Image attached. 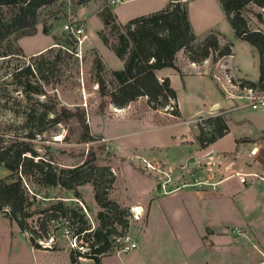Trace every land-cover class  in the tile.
<instances>
[{
  "label": "rangeland",
  "instance_id": "obj_1",
  "mask_svg": "<svg viewBox=\"0 0 264 264\" xmlns=\"http://www.w3.org/2000/svg\"><path fill=\"white\" fill-rule=\"evenodd\" d=\"M114 3L115 0H88L82 6H73L72 0H58L52 6L39 10V18L35 26L36 33L33 36L22 37L19 41V46L25 52H33L44 46L51 39V35H56L58 40L55 43L62 45L64 39L63 26H78L82 29L85 38L82 40L81 45L75 44L73 49L71 47L67 48L73 54L59 50L55 46L52 48V52L45 54L44 58L40 60L33 61L30 58L32 56L27 57L24 54L22 57L17 58L0 57V82L4 83L8 80L9 73L14 69L28 66L32 71L35 69L36 63L49 62L55 54L59 55V61L54 66L53 74L43 73L47 77V81H50L48 84H43L42 81L37 79L39 77L38 73L34 78L24 75L21 81L31 88L39 86V89L51 98V103L56 109L63 106L71 112L75 109L82 111L84 122L89 127V133L95 139L93 141L84 140L77 123L74 119H70L47 132L42 137V141L36 139V152L43 159H50L58 167L67 169L74 167L79 169L88 168L89 166L84 161L88 155L92 154L94 157L93 167L97 169L106 168V171L91 170V183L78 185L74 191L62 190L59 187L33 185H28L27 189L35 194V201L39 202V207H46L52 197L62 201L64 205L73 208L79 207L90 228L93 229L98 224L96 215L101 210L94 202V188L92 185H98L99 192L103 187H106L104 181L108 177H113V183L106 190L107 199L115 203L120 211H123L119 212L117 216L112 215L111 212L109 214L105 213L106 229L113 230V233L108 237L113 251L117 248L114 239L119 237L122 232V228L116 220L126 221L123 234L128 237L140 232L144 224L145 212L141 208L140 202L136 203L134 200L148 201L152 199L154 192L158 193L155 186H157V177L160 175L154 177L153 174L151 175L146 170L139 168L136 157L160 168L170 177H177L179 180L172 182L173 186L171 185L169 189L175 188L181 182L191 184L194 180L189 176V172H196L198 169L179 170L183 166V160L189 156L190 151H193L195 146L193 143H188V133L185 130L188 127L190 131L197 134V126H201L202 119H204L202 117L209 112L211 107L218 105L220 108H227L228 103L233 106L231 99H227V95L233 89L225 85L227 92H223L211 75L222 76L226 73L231 76V85L237 86L236 93L242 95H244V91L237 83L244 80L252 82L257 80L256 55L245 42L234 38L217 0H196L190 2L186 7L188 23L193 35L199 40L209 33H217L226 42H229L232 52L229 65L227 66V63H225L226 58H222L214 64L207 59L201 64L193 63L194 66H191V63L184 57L183 52L179 50L175 53V61L177 66L188 74L175 75L170 79V86L176 96L175 103L171 102L166 108L160 110H152L150 105H147L146 99L139 97L122 108L121 112L118 110L113 111L112 105H105L100 110V100L94 84L92 60L94 56L100 58L105 72L102 75H105L106 79H108L110 71L121 68L123 61V56H114L110 49L115 43L110 26L112 23L124 24L133 18L160 10L165 5L166 0H118L117 3ZM248 9L253 12L261 11L259 9L255 10L256 8L252 6ZM107 15H109L108 25L104 26L103 19ZM245 17L250 28L257 26L251 15L245 13ZM42 29H47V33L42 34ZM101 36L107 39L108 47L102 44ZM1 51L2 44H0V53ZM3 86L7 91H12V93L10 92L11 97L21 101L23 109L25 108L24 113L29 110L32 111V116L27 118V124L35 123L34 113L39 107L34 101L30 99L23 101L18 87L11 88L4 84ZM233 96L235 97L236 94L233 93ZM34 99L39 102L44 101L42 96L34 97ZM244 102L241 99L238 103L242 104ZM173 111H179L180 116H172L171 112ZM247 111L255 113L250 109L245 112ZM217 112L214 116L220 115ZM11 121L15 120L8 114L0 115V124L10 123ZM179 122L181 123L178 124ZM184 122L187 123V126ZM206 130L207 128L203 127V131ZM1 131H3V128H1ZM100 133L103 134L106 140ZM178 136L179 140L177 139ZM225 140L228 141V138H225ZM181 141L186 142L181 143ZM109 144L114 149L116 146L124 147V154L128 156H116L108 147ZM147 152H150L149 156L154 153L153 156L156 160L165 162L167 165L150 160L147 158ZM203 165L206 164H199V168ZM7 175L8 173L0 166V180L5 179ZM203 184V186H206L204 182ZM193 187L195 188V186ZM187 188L189 187L187 186ZM188 190H191V188ZM172 197L176 196L157 197L153 201H174L175 199ZM158 204L160 205V202ZM134 207H140L141 209V216L137 221H134L129 215V210ZM54 225L57 229L53 234V241L50 238L47 242H39L41 247L50 246L54 243L56 249L76 252H86L88 250L86 245L82 243V235L76 238L72 229L65 227L63 223ZM3 230L4 222L3 218L0 217V236ZM235 235H239L238 231L235 232ZM241 238H243L242 235ZM137 241H135L136 244ZM136 246L135 250L124 254V259H131L135 251L140 252L138 245ZM26 257L27 254L22 251L21 259L13 257L10 264H34L31 258L27 259ZM141 257L144 261H147V255L142 254ZM6 258L7 254L4 253L3 249H0V264L6 261ZM237 264L248 263L241 262Z\"/></svg>",
  "mask_w": 264,
  "mask_h": 264
},
{
  "label": "trees",
  "instance_id": "obj_2",
  "mask_svg": "<svg viewBox=\"0 0 264 264\" xmlns=\"http://www.w3.org/2000/svg\"><path fill=\"white\" fill-rule=\"evenodd\" d=\"M57 1L0 0V44H2L0 57H22L23 53L17 41L22 37L33 36L36 33L39 10L50 7ZM189 1L192 0H168L158 11L133 18L124 24L112 23L110 30L115 43L110 49L115 56L124 57L122 68L110 71L108 79L102 75L105 72L100 58L94 56L92 60L100 110L105 105H112L113 111L121 112L122 108L139 97L145 98L152 110H160L171 102L175 103V93L168 79L157 80L155 72L163 68H171L180 74L175 65V53L179 50L190 63L195 64H201L207 59L214 64L231 55V44L226 41L220 44L221 37L217 33H209L202 39H196L187 18L186 6ZM86 2L88 0H72L73 6H82ZM217 2L234 38L252 47L257 56L256 82L240 81L238 86L261 90L264 87V21L260 13L248 8L252 6L263 9L264 0H217ZM245 13L254 18L256 27H249ZM108 17L109 15L103 19L104 26L108 25ZM46 33L47 29H42V34ZM63 38V44L58 45L55 43L58 37L52 35L54 46L30 57L31 60L43 59L55 46L59 50L73 54L67 48L73 49L75 40L68 34H63ZM100 40L104 46H109L105 37L101 36ZM58 61L59 55L55 54L49 62L36 63L32 71L28 66L14 69L9 73L7 81L0 82V115L8 114L15 120L0 124V166L8 173L5 179L0 180V215L16 225L32 248L41 250H56L54 243L41 247L39 242H47L50 238L53 241L52 237L57 229L54 224L63 223L65 227L72 229L76 238L82 235V243L88 249L86 252L69 250L70 263L74 264L78 258H84L98 264L100 257L114 252L108 240L113 230L106 229L105 213L111 212L112 215L117 216L119 212H123L115 203L107 199L106 190L109 189L114 178L108 177L104 181L106 187L99 192L98 185L92 183L93 199L101 210L96 215L98 224L93 229L90 228L79 207L64 205L55 197L48 201L46 207H39V202L35 201V194L27 189L28 185H33L74 191L78 185L91 183V170L106 171V168L93 167L92 154L84 161L88 168L67 169L58 167L50 159H43L36 152V139L42 141V137L47 132L70 119H74L77 123L84 140L95 139L89 133L82 111L75 109L71 112L63 106L56 109L51 103V98L40 90L39 86L31 88L21 81L24 75L34 78L38 73L37 79L43 84H48L50 81H47L43 73L48 72L52 75ZM3 84L11 88L18 87L23 101L30 99L39 107L34 113L35 123L27 124V118L32 116V111L24 113L25 108L23 109L21 101L11 97L12 91H7ZM40 96L44 98L43 102L34 99ZM171 115L179 117L178 111L171 112ZM203 127L207 130L203 131ZM197 131L195 142L199 149H204L226 134L224 116L220 114L202 119ZM116 222L122 228L120 236L125 235L123 232L126 221L117 219Z\"/></svg>",
  "mask_w": 264,
  "mask_h": 264
},
{
  "label": "crops",
  "instance_id": "obj_3",
  "mask_svg": "<svg viewBox=\"0 0 264 264\" xmlns=\"http://www.w3.org/2000/svg\"><path fill=\"white\" fill-rule=\"evenodd\" d=\"M192 1H189L187 5ZM259 10L261 11L256 12L261 14L264 21V8ZM50 38L44 46L33 52L22 50L19 46L21 38L17 44L24 56L30 57L52 47L54 42L52 35ZM224 41L223 38L219 39L220 44ZM250 48L255 53L254 49ZM231 58L232 52L226 57L227 66ZM175 65L180 74L171 68H163L155 72L157 80L167 78L171 85L172 76L188 74L177 66L176 61ZM230 92V97L227 99H231L233 106L230 103L227 108L215 105L202 117L214 116L217 111H219L217 114H223L227 126L224 136L204 149H199L195 142L196 132L190 131L188 127L185 130L188 133V143H193L195 146L189 156L183 160V166L179 170L198 169L196 172H189V176L200 184L195 188L173 189L167 194L154 192L152 199L148 201L134 200L136 203L140 202L145 218L141 231L132 234L129 241L135 244L133 250L138 245L140 252L135 251L131 259H124L123 256L126 253H110L100 257L98 264H237L241 262L264 264V107L249 108L245 105L244 95L236 93V90ZM233 93L236 94L235 97ZM241 99L245 102L239 104ZM248 109L255 113L245 112ZM184 124L187 126V123L184 122ZM100 134L104 138L103 134ZM225 138H228V141ZM177 139L179 140V136ZM108 147L116 156H128L124 154L122 146H116L114 149L109 144ZM153 154L148 155L147 158L167 165L165 162L156 160ZM199 164L206 165L199 168ZM234 173L246 174V183H238L232 176ZM251 174L262 177L263 180H257L250 176ZM169 178L173 183L179 180L175 176H169ZM203 182L206 186H203ZM155 188L157 190V186ZM190 188L191 190H188ZM171 196H176L172 197L174 201H153L157 197ZM0 217L4 222V230L0 236V249L7 254L6 261L1 264H10L13 257L20 258L22 251L27 254V259L33 260L34 264H72L68 250L34 249L14 223L1 215ZM236 231L239 235H235ZM136 240H138L137 244ZM142 254L147 255V261L143 260ZM74 264L95 263L91 259L78 258Z\"/></svg>",
  "mask_w": 264,
  "mask_h": 264
},
{
  "label": "built area",
  "instance_id": "obj_4",
  "mask_svg": "<svg viewBox=\"0 0 264 264\" xmlns=\"http://www.w3.org/2000/svg\"><path fill=\"white\" fill-rule=\"evenodd\" d=\"M63 33L70 35V37L73 40H75L76 45L77 44L81 45L82 40L85 38L84 35L82 34V29L78 26L71 27L70 25H64ZM191 66H194V64L191 63ZM211 76L223 92H227V90L225 89V85L227 87H231V89L233 90L234 89L237 90L238 88L237 86L231 85L230 83L231 76H228L226 73L222 76H218L216 74H213ZM237 85H239V82L237 83ZM241 89L244 91L243 98L246 101L245 103L246 106L252 109H258V108L264 107V87L261 90L248 89L244 87ZM230 93L227 95V98L230 97ZM136 163H137V166H139V168H141L142 170H146L147 173L149 174L151 173V175L153 174L154 177L160 175L159 177H157L158 179L156 182L157 190L160 194H167L173 189L187 187V186L193 187V186L200 184L194 181L191 184L181 182L179 185L175 186V188L169 189L173 183L171 179L169 178V175L165 171H162L160 168L152 166L150 163L146 162L142 158L136 157ZM232 176L236 179L238 183L240 184L246 183V179H245L247 177L246 174L234 173ZM250 176H252L253 178H256L257 180H261V181L263 180L262 177H258L257 175H254V174L253 175L251 174ZM129 215L134 221H137L141 216L140 207H134L133 209L129 210ZM114 242L116 243L115 246L117 247L116 250L114 251L115 254L127 253L135 248V244L129 241V237L126 234L123 236L117 237L116 239H114Z\"/></svg>",
  "mask_w": 264,
  "mask_h": 264
},
{
  "label": "water",
  "instance_id": "obj_5",
  "mask_svg": "<svg viewBox=\"0 0 264 264\" xmlns=\"http://www.w3.org/2000/svg\"><path fill=\"white\" fill-rule=\"evenodd\" d=\"M192 160V159H191ZM46 247V246H45Z\"/></svg>",
  "mask_w": 264,
  "mask_h": 264
}]
</instances>
